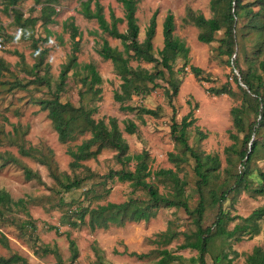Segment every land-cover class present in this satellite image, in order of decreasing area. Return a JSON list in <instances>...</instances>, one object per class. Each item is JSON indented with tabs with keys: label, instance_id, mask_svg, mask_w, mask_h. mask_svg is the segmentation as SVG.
<instances>
[{
	"label": "rangeland",
	"instance_id": "obj_1",
	"mask_svg": "<svg viewBox=\"0 0 264 264\" xmlns=\"http://www.w3.org/2000/svg\"><path fill=\"white\" fill-rule=\"evenodd\" d=\"M46 0H20L16 8L23 17L40 14L41 6ZM104 5L106 17L110 20V8L117 16H124L122 3L117 0H101ZM56 5V21L48 24L51 34L48 40H39L40 47H46L48 53L45 61L49 62V74L53 89L59 80L62 65L68 61L69 55L74 51L70 32L63 28V21L73 19L79 27V49L76 51L78 61L93 62L103 77L102 92L99 98L91 99L90 94L85 93L82 98L81 90L85 87L80 82V75L74 73L71 68L66 79L65 90L61 92V100H70L79 105L83 100L86 104L97 105L94 117H116L120 127L124 130L125 122L132 120L137 125L135 133L123 131V135L129 143L131 153L147 149L151 155L152 168H172L178 171L182 178L187 179L185 193L191 195L189 201L193 207L198 201L199 194L196 188L197 175L195 173V160L189 159L177 166L168 158L170 151L180 152L183 147L177 144L171 135L173 118L181 122L182 117L192 111L194 123L188 129L189 143L196 149L216 155L220 159L217 168L211 171V177L204 188L206 200H211L212 190L221 191L228 185L234 184L236 173L241 166V150L246 145L244 134L249 124L257 118L256 111L251 103H244L243 91L235 81V74L239 82H242L239 69L243 72H255L264 81V34L247 29V15L238 21L244 31L238 34L239 47L237 55L230 57L222 52L220 41L223 30L217 33V40L212 43L200 42L197 38L199 29L184 21L187 8L203 12L211 16L210 0H139L136 15L140 26L139 40L145 37L147 26L152 15L156 12L157 28L154 37L156 53L164 46L163 22L168 12L174 13L175 30L177 37L184 40L190 47L188 64L185 70L178 71L177 77L181 78L179 92L169 102L163 86L157 87L145 96L135 95L126 104L143 105L150 108L161 107L160 115L128 111L122 108V104L115 100L114 92L119 89L121 78L116 73L111 60L102 58L96 50L101 41L100 35H104L113 46L123 49L120 39L103 33L96 19L83 16L78 10L80 0H58ZM257 10L258 6H253ZM120 30L127 28L126 21L118 24ZM46 32L41 21L35 26V36L45 37ZM262 40L261 51L254 53ZM0 41L3 47L0 56L7 62L8 70H4L0 76V153L12 154L18 162L10 161L3 164L0 159V188L7 190L15 199L19 197H33L29 200V211L37 224L36 234H21L16 225L10 223L7 216L0 219V233L8 237L9 247L0 243V254L9 256L18 252L25 256L30 264H199L191 261L198 251L192 248H180L185 241V233L196 229L193 217L183 208L161 207L157 214L150 220H127L123 225H110L108 228L91 229L88 225L73 227L64 219L66 209L75 208L79 204L96 206L107 201L120 202L130 197L146 198L144 189H135L129 181H121L117 177L111 178L106 174L110 169H120L123 164L116 158L117 150L106 147L101 153L92 159L83 161L84 166L72 168V157L68 148H75L90 133L78 136L76 139L63 143L53 127L51 119L47 116V110L43 109L36 100L39 97L51 96L46 83L33 82L35 75L32 67L39 62L38 51L32 45V41L21 37L20 27L14 19V11L7 8L6 2L0 0ZM97 43V44H96ZM237 59L238 67L234 69L233 59ZM231 61V63L229 62ZM133 66L141 65L151 69L152 63L131 60ZM184 64L179 57L174 64L177 70ZM191 64L203 68V78H197L191 70ZM45 66H40L39 74L44 75ZM257 82L258 78H254ZM162 85H167L165 80L159 79ZM226 85L231 93H216L214 89ZM264 94V86L261 88ZM92 100V101H91ZM245 104L244 131H239L234 125L231 110L234 106ZM204 135V136H202ZM259 145L257 153L253 155L251 162L252 174L250 183L253 186L263 184L260 172H264V126L257 134ZM34 149L38 157H43L49 151L55 162L58 179L66 180L68 177H83L80 187L65 191L59 180L50 173V169L37 157L20 153L19 148ZM131 163L126 167L133 169ZM28 166L41 174L42 181L35 178L27 179L24 167ZM90 168L95 174L88 177ZM160 192L167 193L172 189L169 181L153 178ZM60 197L63 201L60 202ZM264 204V194H254L243 189L241 192H230L223 209L231 215H239L232 220L228 227L241 221V216H248L255 208ZM217 206L208 204L203 226L211 225L216 217ZM17 217L25 218L23 212L15 213ZM14 216V212L10 214ZM2 220V221H1ZM260 233L252 237H244L242 240L216 237L206 255L208 263L214 262V255L223 251L233 257L232 261L224 260L221 264H245L247 255L255 245H264V221H261ZM58 227L59 233L50 226ZM168 229L175 234L169 238ZM75 239L79 254L73 259L70 249V241L67 233ZM45 244L53 246V250L44 253L39 247ZM163 249L169 250L180 258L168 263H162ZM233 249L238 251L234 254ZM148 253L139 257L131 255ZM98 254L102 255L100 260Z\"/></svg>",
	"mask_w": 264,
	"mask_h": 264
},
{
	"label": "trees",
	"instance_id": "obj_2",
	"mask_svg": "<svg viewBox=\"0 0 264 264\" xmlns=\"http://www.w3.org/2000/svg\"><path fill=\"white\" fill-rule=\"evenodd\" d=\"M7 8L14 11V19L20 27L21 37L32 41V45L38 51L40 60L32 67V72L35 75L33 82L46 83L49 90L52 91L51 96L39 97L36 102L41 107L47 110V116L51 119L58 138L61 142L66 143L76 139L80 135L90 133L89 137L83 139L75 148H68V153L72 157L70 166L79 168L84 166L83 161L96 158L101 151L106 148H114L117 150L116 158L123 166L120 169H110L106 174L114 178L117 177L121 181H129L135 189H144L147 193L146 198L130 197L124 201L115 202L107 201L96 206L79 204L75 208L66 209L64 219L73 227L80 225H88L91 229L108 228L110 225H123L127 220L148 221L157 214L161 207H177L183 208L188 214L193 217L196 229L190 233H185V241L180 244V248H192L198 251L196 256L191 257V261L199 264H221L225 259L229 262L233 257H229L228 252H221L214 255V262L208 263L206 255L210 252L213 240L216 237L222 236L226 239L242 240L244 237H252L260 233L264 221V204L255 208L248 216H241V221L234 224L232 228L228 224L235 220L239 215H231L229 211L223 209V201H225L230 192H241L243 189L254 194H264V172H260L263 184L253 186L250 183L252 174L251 162L253 155L257 153L259 140L257 134L260 128L264 126V94L261 88L264 86V81L255 72H243L241 69L240 75L242 82L246 88L239 82L238 76L235 74V81L243 91L244 103L248 102L253 105L257 118L249 124L248 130L244 134V143L246 147L241 150V170L236 173L234 184L228 185L221 191L212 190L211 200L208 202L205 197L204 188L211 177V171L217 168L220 159L216 155L205 153L193 147L189 143L188 129L194 123L195 118L192 116V111L182 117L181 122L173 118L171 124V135L177 144H181L183 151L168 153L170 161L177 166L186 162L189 156L195 160V173L197 175L196 188L199 194L198 201L195 206L190 205L191 195L185 193L187 179L180 177L178 171L172 168L153 169L151 163V155L147 149H142L140 152L131 153L129 151V143L123 135V131L135 133L138 125L129 120L125 122L124 130L120 127L116 117L110 116L108 121L105 118H95L94 112L97 105L86 104L83 100L79 105H76L70 100H61V92L65 90L66 79L71 68L75 69L74 73L80 75V82L85 87L81 90L82 98L85 93L90 94L91 99L99 98L102 92L103 77L100 74L97 66L93 62H79L76 51L79 49L80 35L79 27L73 19L63 21V28L70 32L73 42L74 51L69 55L68 61L62 65L59 73V80L56 82L53 89L51 75L49 74L50 64L45 61L48 53L46 47H40L39 40H48L51 34L50 28L47 26L56 21L57 13L55 2L58 0H46L41 6L40 14L37 16L29 15L23 17L22 13L16 8L20 0H4ZM122 3L124 8V16H117L110 8V20L104 12V5L101 0H80L79 12L89 19H96L99 28L103 33L118 38L121 40L123 49L113 46L108 38L100 35V44L96 45V50L104 59H109L114 65L116 73L121 78L119 89L114 92V98L122 104V108L128 111H136L153 116H159L161 107L150 108L143 105L126 104L132 100L135 95L145 96L150 94L157 87L163 86L165 94L170 103L179 92L181 78L176 76L178 71L185 70L188 64L190 47L184 40L177 37L175 30L174 13L168 12L163 22L164 46L156 53L154 48V37L156 34L157 20L156 12L152 15L149 25L147 26L145 37L142 41L139 40L140 26L136 15L139 0H117ZM253 6H258V9H253ZM211 16H206L203 12L195 11L192 8H187L184 21L195 25L199 31L197 38L203 43H212L217 40V33L223 30V35L218 39L222 52L227 53L230 57L237 55V46L239 47L238 21L247 15L246 28L256 31L258 34H264V0H210ZM41 21L46 32L45 37L35 36V26ZM126 21L127 28L125 31L119 29L118 24ZM241 34L244 31L240 27ZM96 43V44H97ZM262 40L257 46L254 53L260 52ZM181 57L184 64L179 69L174 68L177 59ZM136 59L139 62L145 61L152 63L151 69L141 66H133L131 60ZM231 63V61H229ZM234 69L237 68L238 61H232ZM45 66V74H39L40 66ZM4 70H8L7 62L0 56V76ZM191 70L197 78H203V68L191 64ZM258 78L257 82L254 78ZM159 79L165 80L167 85H162ZM216 93H231V89L226 85L214 89ZM92 101V100H91ZM246 111L245 104L234 106L231 110L233 115L234 125L239 131H244V115ZM204 136V135H202ZM20 153L32 157L40 158L39 160L46 164L50 169L52 176L59 180L56 174L55 162L52 158V151L46 153L43 157H38L34 153V149L21 146ZM0 159L4 163L10 161L18 162V159L12 155L6 156L0 153ZM133 163V169L126 167ZM88 177L94 176V172L90 168ZM25 177L27 179L35 178L42 181L41 174L32 168L24 167ZM153 178H159L164 181H169L172 184V189L167 193L160 192L158 186L152 181ZM83 177L75 176L68 177L66 180H59L62 188L69 191L73 188L80 187ZM33 197H19L15 199L7 190L0 188V219L4 220L7 216L10 218V223L18 227L21 234H31L32 236L37 230V224L29 211V203ZM60 202L63 197H60ZM208 204L217 206L216 217L211 225L203 226V219ZM14 212V216L10 214ZM23 212L26 217H17L15 213ZM1 220V221H2ZM59 233L58 227L50 226ZM169 238L175 236L171 229L166 231ZM70 241L71 256L77 258L79 251L77 243L70 233H67ZM0 243L9 247L8 237L5 233H0ZM44 253L53 250V246L45 244L39 247ZM234 254L238 251L233 249ZM163 254L162 263H168L172 260L179 259L180 256L172 254L169 250L163 249L160 251ZM131 255L139 257L146 256L148 253H137L132 251ZM100 260L102 255L98 254ZM0 264H30L25 256L18 252H13L9 256L0 254ZM245 264H264V245H255L253 250L247 255Z\"/></svg>",
	"mask_w": 264,
	"mask_h": 264
},
{
	"label": "built area",
	"instance_id": "obj_3",
	"mask_svg": "<svg viewBox=\"0 0 264 264\" xmlns=\"http://www.w3.org/2000/svg\"><path fill=\"white\" fill-rule=\"evenodd\" d=\"M3 47V44H2V42L0 41V49Z\"/></svg>",
	"mask_w": 264,
	"mask_h": 264
}]
</instances>
